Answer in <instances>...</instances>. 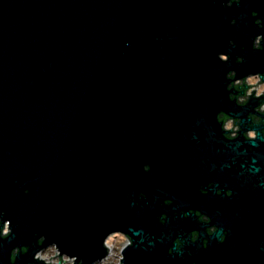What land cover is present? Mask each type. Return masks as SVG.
<instances>
[{
  "label": "water",
  "instance_id": "95a60500",
  "mask_svg": "<svg viewBox=\"0 0 264 264\" xmlns=\"http://www.w3.org/2000/svg\"><path fill=\"white\" fill-rule=\"evenodd\" d=\"M228 2L0 0V264H94L115 233L121 264H203L186 199L235 149L227 72L264 71V0Z\"/></svg>",
  "mask_w": 264,
  "mask_h": 264
},
{
  "label": "flooded vegetation",
  "instance_id": "af4514ba",
  "mask_svg": "<svg viewBox=\"0 0 264 264\" xmlns=\"http://www.w3.org/2000/svg\"><path fill=\"white\" fill-rule=\"evenodd\" d=\"M238 1L229 0L228 5ZM255 24L263 26L260 19ZM262 42L263 36H256L253 50L262 49ZM243 50L240 47L239 53ZM239 55L236 63L242 62ZM229 57L222 53V61ZM237 75L228 71L224 87L235 116L224 111L216 116L223 137L234 142L235 149L222 158V165H207L209 172L193 181L194 193L186 199L191 219L187 236L204 253L203 264H264V71L243 78ZM187 213L174 215L187 217ZM178 234L176 230L172 247L182 245L184 239Z\"/></svg>",
  "mask_w": 264,
  "mask_h": 264
},
{
  "label": "built area",
  "instance_id": "2783aa9c",
  "mask_svg": "<svg viewBox=\"0 0 264 264\" xmlns=\"http://www.w3.org/2000/svg\"><path fill=\"white\" fill-rule=\"evenodd\" d=\"M7 232H8V230H7V228H5L4 229V233H7ZM117 235H119V233H115V234H113V235H111L110 237L107 238V240L105 241V245H106V247H107V249L109 251V254H107V256L103 260H101V262L99 261V262H96L94 264H121L122 255H123V249L130 245V240L127 237H124L126 242L122 246V248L120 249V255L119 256L118 255H115V252L118 251V248L116 247V245L111 244L110 242L111 241L113 242V240H114L113 238L115 236H117ZM49 249H51V250L54 251V253H55L54 255H59V251H58L57 248L50 247ZM42 253H43V251L40 252L36 256V258H39V259L48 261L49 264H58V261H59V257L58 256L52 255L49 258H44V257H42ZM61 261H67V262H61V264H73L72 258H69L67 256H62L61 257Z\"/></svg>",
  "mask_w": 264,
  "mask_h": 264
},
{
  "label": "rangeland",
  "instance_id": "374dc122",
  "mask_svg": "<svg viewBox=\"0 0 264 264\" xmlns=\"http://www.w3.org/2000/svg\"><path fill=\"white\" fill-rule=\"evenodd\" d=\"M6 228H7V226H6ZM113 235V234H112ZM114 240H113V242L111 241L110 243L111 244H114V245H116V247L118 248V251H116L115 252V255H120V249L122 248V246L125 244V238H124V236H122L121 234H119V235H117V236H115L114 238H113ZM112 240V239H111ZM110 244V245H111ZM55 253H54V251L53 250H51V249H49V248H47V249H45L44 251H43V253H42V257H44V258H49V257H51L52 255H54Z\"/></svg>",
  "mask_w": 264,
  "mask_h": 264
}]
</instances>
